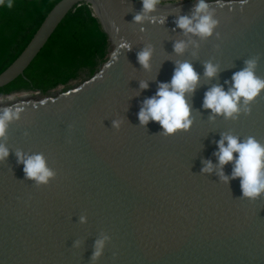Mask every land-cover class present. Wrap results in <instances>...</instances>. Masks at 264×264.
Wrapping results in <instances>:
<instances>
[{
    "label": "water",
    "instance_id": "1",
    "mask_svg": "<svg viewBox=\"0 0 264 264\" xmlns=\"http://www.w3.org/2000/svg\"><path fill=\"white\" fill-rule=\"evenodd\" d=\"M193 2L161 1L157 21L139 25L132 22L140 0H58L0 72V87L23 75L70 18L85 11L108 45L105 60L86 79L0 104L21 113L8 129L9 157L0 162V264H264V196L240 199L239 179L228 185L215 173L201 174L202 161L217 163L221 133L264 144V91L251 115L237 121H210L211 110L202 107L205 92L216 84L227 91L225 81L246 59L260 57L256 74L264 78V0H208L220 37L206 41L176 28L177 16L190 15ZM180 39L199 48L190 44L178 56L173 43ZM147 44L154 47L150 72L137 61ZM177 60L192 63L201 77L188 98L194 123L188 132L164 137L159 123L142 127L137 114L158 82L171 81ZM209 60L221 70L206 80ZM141 80L149 81L147 90L140 91ZM115 119L123 121L119 130L112 127ZM16 149L43 153L55 179L40 187L26 180ZM224 171L230 175L232 165ZM103 234L111 239L93 262L94 242ZM77 240L80 246L73 247Z\"/></svg>",
    "mask_w": 264,
    "mask_h": 264
},
{
    "label": "clouds",
    "instance_id": "2",
    "mask_svg": "<svg viewBox=\"0 0 264 264\" xmlns=\"http://www.w3.org/2000/svg\"><path fill=\"white\" fill-rule=\"evenodd\" d=\"M183 0H177L180 5ZM6 0H0V6H4ZM142 9L135 14L133 22L143 25L146 21L155 23L157 18L153 16L161 4V0H140ZM219 3V0H217ZM7 7H12V0H7ZM161 24L164 19H160ZM176 28L181 30L185 37H198L206 41L213 34L217 39L220 33L216 32L219 25L216 19V8L212 7L208 0H194L190 15H179L175 21ZM141 31H145L141 27ZM199 48L195 40H176L173 43V52L180 56L189 48V45ZM125 50H131V44L123 45ZM154 47L147 44L137 53V61L146 72L152 70V58ZM193 57L197 55L192 52ZM259 56L244 60L242 70L235 72L231 81L226 80L229 85L227 91L223 85L216 84L210 87L204 94L202 107L204 110H211L210 121H215L218 116L225 120L237 121L241 114L251 115V104L264 91V78L257 76L256 71L259 64ZM175 68L170 82H158L155 95L145 98L140 104L138 112L139 125L147 127L150 122H157L162 128L160 134L169 137L178 132H188L194 123L192 108L188 98L193 95L200 84L198 74L192 63L188 61H175ZM203 76L206 80L215 79L220 72L219 64L211 60L204 62ZM149 88V81H139L140 91ZM21 113L14 106L9 105L0 108V162H5L10 154L7 146L8 129L14 122L19 121ZM123 121L115 119L112 127L119 130ZM27 134V133H26ZM217 151L213 153L217 163L211 159L202 161L201 174L215 173L224 184H230L232 180L239 179L242 196L240 199L255 201L264 196V144L253 136L241 137L233 132L221 133L216 141ZM238 154V155H234ZM17 164H22L25 179L35 183L37 187L46 186L55 179L57 173L50 168L43 153H25L21 149L15 150ZM232 165L231 174L225 173L226 165ZM87 217L80 216V223H86ZM110 236L103 234L97 238L93 245L91 261L95 262L103 255L106 243ZM80 241L74 242L73 247H79Z\"/></svg>",
    "mask_w": 264,
    "mask_h": 264
},
{
    "label": "trees",
    "instance_id": "3",
    "mask_svg": "<svg viewBox=\"0 0 264 264\" xmlns=\"http://www.w3.org/2000/svg\"><path fill=\"white\" fill-rule=\"evenodd\" d=\"M58 0H12L0 6V72L14 60ZM165 1V0H161ZM108 45L88 12L72 16L54 42L41 50L24 71L0 93L22 89L42 92L67 84L81 70L91 75L105 60Z\"/></svg>",
    "mask_w": 264,
    "mask_h": 264
},
{
    "label": "built area",
    "instance_id": "4",
    "mask_svg": "<svg viewBox=\"0 0 264 264\" xmlns=\"http://www.w3.org/2000/svg\"><path fill=\"white\" fill-rule=\"evenodd\" d=\"M165 1H177V0H165ZM79 75L80 74H78L76 78H78ZM88 76L89 75L84 76L82 79L75 81L73 84H76V83L86 79ZM76 78H74V79H76ZM74 79H71V80H74ZM59 85H64V84H59ZM57 86L47 90L46 92H42L38 89H22V90H18V91H14V92L12 91L9 93H0V104L1 103H8V102H11L13 100H18V99L26 98V97H37V96H40L42 94H52L56 91H60V90H63L66 88V87H57Z\"/></svg>",
    "mask_w": 264,
    "mask_h": 264
},
{
    "label": "rangeland",
    "instance_id": "5",
    "mask_svg": "<svg viewBox=\"0 0 264 264\" xmlns=\"http://www.w3.org/2000/svg\"><path fill=\"white\" fill-rule=\"evenodd\" d=\"M105 57H106V56H105ZM78 74H80L78 78L69 81L67 84H64V85H58L57 87H67V88H68V87L74 85L73 83H74L75 81H77V80H79V79H82L84 76L89 75V73H88L87 70H81ZM57 87H56V88H57ZM54 89H55V88H54ZM17 91H18V90H17ZM13 92H14V91H13Z\"/></svg>",
    "mask_w": 264,
    "mask_h": 264
}]
</instances>
